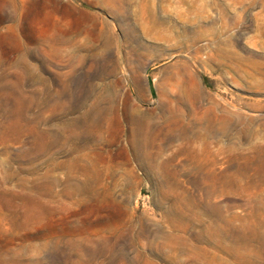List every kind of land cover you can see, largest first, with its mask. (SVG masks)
I'll return each instance as SVG.
<instances>
[{"label": "rangeland", "instance_id": "374dc122", "mask_svg": "<svg viewBox=\"0 0 264 264\" xmlns=\"http://www.w3.org/2000/svg\"><path fill=\"white\" fill-rule=\"evenodd\" d=\"M123 3L0 0V264H264V0Z\"/></svg>", "mask_w": 264, "mask_h": 264}, {"label": "bare ground", "instance_id": "6f19581e", "mask_svg": "<svg viewBox=\"0 0 264 264\" xmlns=\"http://www.w3.org/2000/svg\"><path fill=\"white\" fill-rule=\"evenodd\" d=\"M97 3L104 9L117 7V9L120 10L121 12H125L126 7L128 6L127 5L125 7L123 0H97ZM141 18L149 19L152 22V24H155V23H172V20H173V17L171 15H168V14L165 15V17L162 16L160 18H157L154 14H148L147 15L144 13L141 15ZM66 42H68V39H66L64 37H60V38H57V40H55V43L59 44V45H62ZM97 106H99V105H97ZM174 115H175V113H174ZM198 125L199 126L197 128H198L199 136H201V138L206 142H208V140L211 138H213L216 142H219L221 140L222 136L223 137L228 136L229 130L232 127L230 124H227V123L218 127V126H216V124L209 125L203 121L199 122ZM140 131L141 130L138 127L137 128L134 127V129L132 130V135L130 137L131 138L130 144H129L130 151H131L133 158H135V159H139V157L145 151V148H147V145L145 144L146 143L145 140H147V139L143 137V135L141 134ZM237 133H239V131ZM209 143H208V145H209ZM217 150L221 151V148H219Z\"/></svg>", "mask_w": 264, "mask_h": 264}]
</instances>
